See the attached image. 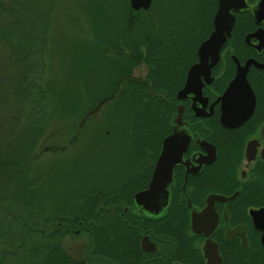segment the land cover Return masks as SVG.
Here are the masks:
<instances>
[{"label":"flooded vegetation","instance_id":"obj_1","mask_svg":"<svg viewBox=\"0 0 264 264\" xmlns=\"http://www.w3.org/2000/svg\"><path fill=\"white\" fill-rule=\"evenodd\" d=\"M234 14L211 80L202 79L201 89L185 94L201 44L196 50L193 44L177 46L175 63L189 66L178 87L169 90L150 89L155 61L144 56L152 44H122L123 50H113L116 62L128 60L129 72L106 97H116L125 79L138 80L155 116L139 136L134 120L130 138L119 143L121 138L112 136L118 142L112 169L105 170L111 179L102 182L111 184L114 196L106 201L96 195L93 226L80 219L72 227L67 207L79 203L68 200L50 211V235L59 232L56 240L82 264H264V19L256 21L249 10ZM165 146L159 192L139 200L138 194L151 188ZM80 234L90 241L84 258L65 245Z\"/></svg>","mask_w":264,"mask_h":264},{"label":"trees","instance_id":"obj_2","mask_svg":"<svg viewBox=\"0 0 264 264\" xmlns=\"http://www.w3.org/2000/svg\"><path fill=\"white\" fill-rule=\"evenodd\" d=\"M155 2L154 0L149 10L158 8L160 9L158 11H161L163 7L166 8L163 13L165 18L161 22L159 20V23L156 22L160 18L159 15L155 19H151L149 15L145 17L146 19L144 16L138 15L139 13L149 12V10L141 9L137 11L127 5V9L130 10L131 14L128 11L124 12L122 16H112L113 14L107 10L106 6L102 7L96 16L97 22L93 24L95 37L97 40L99 39L97 44L101 40V32H106L103 34H106V37L116 44L118 41L121 44H152L147 52L148 54L144 56L149 62L155 61L151 65V72L148 78L150 89H175L178 87L180 80L182 82L186 68L189 66V63H175V50L179 44H191V46L193 44L196 50L197 45L201 44L210 35L213 30V17L217 8V0H172L163 6ZM52 5L53 0H0V42L10 44V47L14 50L13 52L17 57V68L21 69L19 91L24 99L31 98L32 101V109L25 116L24 125L16 131L11 129L8 134V136H13L15 140L0 144V183H11L12 190H10L11 193L8 194L6 199L13 202L20 201L21 208L23 207L25 212L14 213L15 211L9 210L10 208L7 207L0 213V217H2L0 219V264H82L80 260L69 254L60 239L56 240L59 232H54L50 235V225L48 224L50 223V216H42V214L45 215V207L49 202L57 199V190H50L52 177H50L49 168L37 169L38 166L34 164V160L38 159L37 157L45 153L46 149H50V147L45 149L42 147L36 156L31 154L37 147V143L34 140L40 134V123L45 121V117H47L50 92H47V86H44L40 80L38 82L30 79L29 73L33 71L31 67L33 64L29 65V57L32 52H41L42 50V46L38 47V44L40 41L43 42L47 31V21L44 22V20L47 18L49 11L50 13L52 12ZM110 22L115 23L116 28L114 29L117 31V36L113 40L110 33H107L108 29H102L103 25ZM154 26H158L157 29ZM140 29L146 36L142 41L138 40L136 35ZM154 30H157L159 35H156ZM110 31L112 32L113 30L110 29ZM109 44L111 43L109 42ZM192 56L191 54L189 55V57ZM128 72L129 62L125 57L123 60L113 63L109 71L111 73L110 79L102 82L103 89L108 90L111 85L110 88L114 90L119 77L126 75ZM112 73H116V75L112 76ZM142 83L138 80L135 83L131 82L130 79H125L121 85L120 92L112 99L110 96L106 97L108 93L100 96L98 90L100 91L101 89L97 88L96 85L92 86L87 81L86 89H97L98 95H91L88 97L89 100L86 95L83 96L82 103L94 102H91L92 104L90 103L86 110V107L81 108H84V110L81 111L83 116L81 117L82 120L78 130L82 128L84 131L80 135L82 137H92L94 130V133L95 131H100L104 139L112 136H116L119 139L122 137L128 139L132 135L130 133V122L132 120L137 125L136 135L143 134L144 129H148L146 121L153 120L155 115L146 110L147 95L149 97V94H147V89ZM139 91L144 94L141 96L138 94ZM72 96H69V100H67L72 102L70 111L61 110V113L64 116H68V118L81 114L79 110L75 109L82 97L79 95V101L77 102V95L73 98ZM115 99H117V102ZM104 100H108V102H104V106L101 107L100 104ZM62 101H64V97H62ZM134 106L138 107L136 112L135 110L131 111ZM105 107H110L112 111L110 113L111 117L108 118L107 122L109 123L110 120L112 124L105 123L106 119L102 118V112L104 113L103 109ZM116 111H118V117L114 119L113 116L116 115ZM145 112L146 115L144 114ZM99 116L100 119H97ZM19 119L20 117L18 116L15 120L19 121ZM98 120L101 122L97 123L98 125H93L94 128L92 127L91 134H86L87 124ZM77 137L78 134L75 133L73 138ZM105 153L110 156V160L107 159L104 162L106 163L104 164V170L110 169L113 162L111 159L112 151L108 150ZM97 172L98 170H93L73 176L70 179L72 182L71 185L69 184L70 187L65 188L63 193L59 195L60 199L63 198V203L68 200L79 203L78 206L73 204L75 207L66 206L67 210L72 212L68 217L74 218V221L71 222L72 227L75 226L72 223H76V220L80 219L84 220L85 224L93 226L92 223L96 218L93 202L99 199L96 196L97 194H101V199L106 201L113 200L114 191L111 188V184L109 182H104V184L101 180H98L101 176H98ZM98 185L101 187L97 188ZM84 199L85 203L82 204ZM56 216L54 218H57ZM88 219L92 221L85 222ZM95 246L96 235L94 231L91 248L95 250Z\"/></svg>","mask_w":264,"mask_h":264},{"label":"rangeland","instance_id":"obj_3","mask_svg":"<svg viewBox=\"0 0 264 264\" xmlns=\"http://www.w3.org/2000/svg\"><path fill=\"white\" fill-rule=\"evenodd\" d=\"M155 1V3H159V5L161 4L163 6L167 5L168 2L172 0ZM127 5H130V0H53V10L51 13L49 11L47 18L44 20V22L47 21V31L44 35L43 42L40 41L38 44V47L42 46V50L41 52H32L29 57V65H34H31L33 71L29 73L30 79L38 82L40 80L44 86H47V92H50V104L47 108V117H45V121L40 123V134L35 139L36 141L34 140V142L37 143V147L31 152L32 156H36L42 147L44 149L50 147V149H46L45 153L37 157L38 159L34 160V164L38 166L37 169L49 168L50 177H52L50 181V190H57V199L49 202L45 207V215L42 214V216H50L52 208H59V206L64 204L62 201L63 198L60 199L59 195L63 193L65 188L70 187L69 184H72L70 179L73 176L98 170L97 175H102L98 180L103 181L111 179L109 175L107 177L105 176L108 174V171H105L106 169L104 170V164H106L104 162L107 161V159L110 160V156L105 152L111 150L113 155L116 150L115 144L118 141L112 137L107 139L102 138L100 131H95L94 133L93 125L99 124L101 122L99 120L87 124L88 129L86 134H91L93 130L92 137H82L80 134L84 129L81 128L78 130V127L82 120L81 117L83 116L81 111L84 110L85 107L86 110L87 106H90L89 104L94 102L91 101L88 104L82 103L83 96L86 95L89 100L88 97L91 95L95 96L100 93L101 96L112 90L110 88L111 85L108 90H104L102 82L110 79V68L113 63H116V52L114 54L113 50L119 49L118 47L121 48L119 50L124 49V47H121L122 44L120 41L116 44L112 42L111 39H108L106 34H103L106 32H101V40L99 44H97L99 39L97 40L95 37L93 26V24L97 22L96 16L99 10L105 6L107 10L113 14L112 16H122L124 12L126 13L129 11L128 13H130V10L127 9ZM162 9L161 11L163 12L155 8L149 10V12L139 13L138 15L144 16V18L149 15L151 19H155L159 15L160 18L156 21L159 23V20L161 22L162 19L165 18L163 13L166 8L163 7ZM112 18H110V20H112ZM114 24L115 23L110 22L102 26V29H108L107 33H110L112 40L117 36ZM154 27L157 29L158 26ZM110 29L113 31L111 32ZM143 33L141 29L138 31L136 34L138 40L142 41L146 38L145 33ZM154 33L159 35L157 30H154ZM109 42L111 44H109ZM35 45L37 46V44ZM13 51L10 44L0 42V144L15 140L13 136H8V134L11 129L16 131L24 125V118L30 113L29 110L32 109L31 98L24 99L19 91L21 69L17 68V57ZM112 74V76L116 75V73ZM87 81L89 84L91 83L92 86L96 85L97 88L99 87L103 91L98 90L97 93V89L91 90V88H89L87 90ZM76 95L77 102L79 101V95L82 97L79 105L75 109L79 110L81 114L68 118V116H64L63 113H61V110H65V112L70 111L72 102L67 100H69V96L73 98ZM62 97H64V101H62ZM115 100L117 102V99ZM149 105L146 108L147 111ZM82 107L84 108L81 109ZM137 108V106H134V109H131V111L135 110L136 112ZM104 109L102 118H105V123H107L108 118L111 117L110 113L112 111L110 107H105ZM117 113L118 111L115 112L116 115L113 116L114 119L118 117ZM144 114L146 115V112ZM18 116L20 119L16 121L15 119H17ZM97 119H100V116ZM109 123L112 124L110 120ZM11 126H13V128H11ZM75 133L78 134V137L73 141V145H70ZM108 133L110 135L109 131ZM124 141L125 138L122 137L119 143H123ZM99 187L101 186L98 185L97 188ZM11 188V183H0V196H2L0 199V213L7 207L10 208L9 210L15 211L14 213H25L23 207L21 208L20 201L13 202L6 199L8 194L11 193ZM85 198H87V196H85ZM1 218L2 217H0V219ZM48 224L50 225V223ZM85 242L90 241L87 239V236L85 237L84 234H80L77 238H68L65 241V245L67 249L69 247L71 250L70 253L84 258V248L86 247L85 249H88L87 243Z\"/></svg>","mask_w":264,"mask_h":264},{"label":"water","instance_id":"obj_4","mask_svg":"<svg viewBox=\"0 0 264 264\" xmlns=\"http://www.w3.org/2000/svg\"><path fill=\"white\" fill-rule=\"evenodd\" d=\"M154 0H130V5L134 10L149 9ZM249 10L256 21L264 19V0H258L250 4L248 0H217V10L213 18V31L201 42L198 49L199 62L194 64L187 75V80L182 93L185 94L192 89H201L203 85L202 79L208 82L211 80V69L218 63L219 53L227 38L231 35L232 28L235 23L234 11ZM238 84V77L231 85V92ZM169 144L170 140H167ZM167 148L161 154L156 172L153 177L152 185L149 191L138 194L137 198L143 200L146 196H154L159 192L161 184L159 178L163 176V168L165 167L164 158L168 155ZM169 161V158L167 159ZM166 166V170H167ZM171 168V165H170ZM172 173V169H171ZM171 176V174H170ZM145 199V200H146ZM149 199V198H148Z\"/></svg>","mask_w":264,"mask_h":264}]
</instances>
